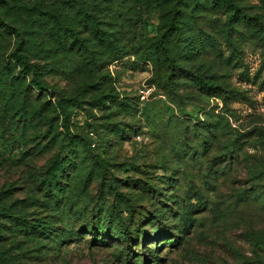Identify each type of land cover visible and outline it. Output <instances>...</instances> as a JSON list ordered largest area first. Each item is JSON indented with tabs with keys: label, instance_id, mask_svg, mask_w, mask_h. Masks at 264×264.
Wrapping results in <instances>:
<instances>
[{
	"label": "rangeland",
	"instance_id": "374dc122",
	"mask_svg": "<svg viewBox=\"0 0 264 264\" xmlns=\"http://www.w3.org/2000/svg\"><path fill=\"white\" fill-rule=\"evenodd\" d=\"M232 1L249 24L212 0H0V75L8 59L25 75L11 55L27 50L52 105L47 136L0 144V264H264V0ZM59 24L101 64L51 50ZM72 142L85 155L63 220L37 183Z\"/></svg>",
	"mask_w": 264,
	"mask_h": 264
},
{
	"label": "trees",
	"instance_id": "16d2710c",
	"mask_svg": "<svg viewBox=\"0 0 264 264\" xmlns=\"http://www.w3.org/2000/svg\"><path fill=\"white\" fill-rule=\"evenodd\" d=\"M214 4L222 3L227 4L232 8L233 12H235L236 22L241 24H249L251 18L247 15H242L241 11L236 3L232 0H212ZM240 13V14H239ZM239 14V15H238ZM256 19V18H253ZM1 22V17H0ZM98 24V23H97ZM54 32L51 33V37L54 39V44L56 45V49L54 47L51 50L57 51L61 49V51L69 52V53H79L83 49V56L85 59H89L90 61L86 63H91L92 65L101 64V61H98L97 58H93L90 55L86 54L87 44L84 39L78 36L75 31H70L71 39H66L67 34H62L63 30H68L67 28H62L63 26L59 24ZM173 26V25H172ZM12 29V26H8ZM7 27V28H8ZM99 27L95 26V35L98 36ZM177 30V29H175ZM69 31V30H68ZM9 32V30L7 31ZM17 34H19L17 32ZM4 34L0 28V50H3V40ZM99 37V36H98ZM102 41L106 43H110V38L108 36L99 37ZM71 41V42H70ZM166 41H160V46L154 49V53L158 54L159 48L161 47L163 50H167V46L165 45ZM110 45V44H109ZM20 51V52H19ZM27 50H20V46L16 51H14L11 55L14 61L19 62L21 67L23 68V73L25 75H16L14 74L15 63L13 64L9 59L8 62L4 65L5 71L4 74L0 75V144L5 148L12 149H21L19 140L16 137L18 132L24 134L25 130H29L31 135L34 134L36 139H43L47 136L52 129L48 124V114L51 111V103L44 102L41 103V99L43 98L44 91H48L47 84L45 81H41L35 78L38 74V66L31 65L28 60V56L26 52ZM165 52V51H164ZM24 69H27L26 71ZM40 70V68H39ZM9 71V73H5ZM25 71V72H24ZM33 75V79L29 84H26L25 78L29 75ZM196 82L199 88L203 91V93H208L212 96H220L225 97L224 91L220 86L216 85L210 80H206L201 76H196ZM68 115L66 116V118ZM16 118V120H14ZM21 124V125H20ZM22 126V127H21ZM48 128L45 133H41L40 130L42 128ZM41 128V129H40ZM33 129V133H32ZM58 133V132H57ZM60 134V133H59ZM58 134V135H59ZM41 135V136H40ZM57 135V136H58ZM24 141V143H26ZM71 142V141H70ZM16 143V145H14ZM38 141L36 142V144ZM79 145L77 143L72 142L70 151L75 155V158H62L57 157L54 160H50L47 165V171L43 177L38 180L37 188L41 191V194L46 200V205L48 208L54 212H57L58 216L61 219H65L70 216L71 209L74 207V201L70 195V191L72 190V180L75 179V175H77L76 171L81 169V164H78L76 161L77 156L85 155V149H77ZM72 147H75L72 149ZM33 157L30 150L22 152L23 156L29 155ZM74 157V156H73ZM76 173V174H74ZM68 181V183L64 182ZM72 181V182H70ZM69 205V206H68ZM68 208L66 209V207ZM9 210V207L3 206V212ZM5 216V213H4ZM24 218L19 220V225L23 226L19 229V232L26 234L27 236H35L38 233L42 239H51V234L46 230L44 225H36L34 227H29L28 223H24ZM26 221V220H25ZM87 225V224H86ZM83 225V226H86ZM20 226V227H21ZM124 231V236L129 241L128 245V258H132L134 256V251L131 247L130 242H132L133 231L128 228L122 227ZM50 233V235H49ZM70 233L77 234V232H73L70 230H61L57 234H54L55 242L56 240L65 241L68 239V235ZM67 238V239H66Z\"/></svg>",
	"mask_w": 264,
	"mask_h": 264
}]
</instances>
